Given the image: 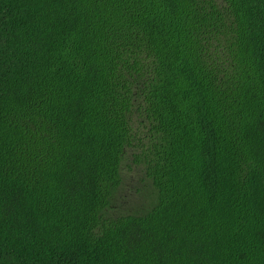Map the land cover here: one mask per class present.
<instances>
[{
	"label": "trees",
	"instance_id": "obj_1",
	"mask_svg": "<svg viewBox=\"0 0 264 264\" xmlns=\"http://www.w3.org/2000/svg\"><path fill=\"white\" fill-rule=\"evenodd\" d=\"M0 264H264V0H0Z\"/></svg>",
	"mask_w": 264,
	"mask_h": 264
},
{
	"label": "rangeland",
	"instance_id": "obj_2",
	"mask_svg": "<svg viewBox=\"0 0 264 264\" xmlns=\"http://www.w3.org/2000/svg\"><path fill=\"white\" fill-rule=\"evenodd\" d=\"M122 183L111 202L110 214L118 211H130L143 199L145 180L141 170L130 165L124 159L121 166Z\"/></svg>",
	"mask_w": 264,
	"mask_h": 264
}]
</instances>
